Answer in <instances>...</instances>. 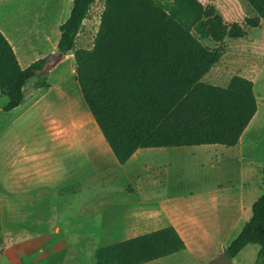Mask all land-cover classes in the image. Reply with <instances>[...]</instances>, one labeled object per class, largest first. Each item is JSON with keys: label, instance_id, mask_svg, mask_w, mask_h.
<instances>
[{"label": "trees", "instance_id": "obj_1", "mask_svg": "<svg viewBox=\"0 0 264 264\" xmlns=\"http://www.w3.org/2000/svg\"><path fill=\"white\" fill-rule=\"evenodd\" d=\"M94 0H72L59 25L57 50L72 51L82 98L120 164L138 148L203 144L234 146L257 110L252 80L232 75L216 85L203 80L221 59L225 38H243L264 20V0H247L255 13L244 23L228 22L215 5L198 0H104L92 48L75 49L76 37ZM48 57L22 68L0 31L2 110L23 103L24 86L48 87L39 72ZM263 190L250 218L224 247L231 258L248 244L259 246L253 264H264ZM186 249L173 226L100 246L94 264H143Z\"/></svg>", "mask_w": 264, "mask_h": 264}, {"label": "crops", "instance_id": "obj_2", "mask_svg": "<svg viewBox=\"0 0 264 264\" xmlns=\"http://www.w3.org/2000/svg\"><path fill=\"white\" fill-rule=\"evenodd\" d=\"M244 2H241L239 6L235 1L228 0V3L226 2L224 7L226 13L228 17L234 18L229 22L242 23L245 17L255 15L248 2ZM69 4L72 5V0H69ZM28 15L27 12H18L17 15L11 17L12 19L7 15L0 21V31L13 47L22 68L40 58L48 57L49 59L50 54L57 50L56 47L49 55L33 58L37 52L34 42L43 43L47 35L43 32V27H38V25L19 27L22 19L28 18ZM59 37L58 26L57 42ZM248 46L253 47V45ZM67 57L68 53L62 61ZM73 65L72 61L71 69ZM50 74L46 80L48 87L34 85L27 92L25 89L27 83L25 84L23 103L8 112L14 114L13 121L25 123L28 119L41 118L39 117L41 111L45 110L47 113L48 95L55 90L56 93L63 91L50 81ZM236 75L247 78L246 74ZM60 80L62 83L66 79L60 77ZM75 84H65V86L74 92ZM254 93L257 110L236 145L226 146L227 149L221 147V144L198 145L207 150L205 155L210 159L213 157L221 159L226 156L230 148H233L234 157L238 163L235 182L220 184V171L215 170L216 164H211V169L205 171L203 182L197 184L196 188L191 189L189 193L183 191L173 197L166 182L170 166L168 155L172 153L173 149L171 148L175 147L138 148L124 164H120L113 155V160H115L113 167L114 170L116 168V171L111 172L108 176L106 169L97 168L95 172H88L90 170L87 168L86 162L89 159L93 156L97 158L102 154L112 153V151L91 113L81 103L80 97L75 96V92V95H72V102L76 104L79 111L70 109V114L65 115L63 119H60V113H52L51 116H47L52 132L58 133L55 136H50L51 150L45 152L42 146L39 148L40 145L29 149L25 146L18 158L9 161L7 170L4 172V186L9 191H15L18 186L23 196L34 191L44 190L57 193L49 201L42 197L45 212L39 213L35 218L41 215L40 217L43 219L33 220L29 213V205H26L25 211L21 210V223L25 222L27 225L42 223L46 226L43 231H31L27 228L28 239H55L52 236L54 233H66L65 230L62 231L61 223L76 224L80 222L81 217H90L92 211L87 206L76 208L71 203L82 202L83 205H88L91 200L89 194L95 189L91 183L100 178L102 185H105L103 195H99L103 199L101 205L105 207L101 216L110 217L111 223L115 225L113 228H104L106 233L108 230L116 231L113 234L117 235V239L125 240L159 228L173 226L186 245L185 250L177 253L192 255V253L203 249V239L208 238L214 232L219 235V242L213 251L211 250V257L207 261L209 262L224 250L225 245L237 235L242 225L250 218L252 204L263 190L264 95L259 94L258 96L255 91ZM67 99L69 102V95H67ZM11 126L9 125L5 132ZM83 145H89L93 147V150L85 151ZM101 160L102 158L96 159L99 164H101ZM116 191H119V195L115 194ZM173 198L180 200L179 203L196 202L201 209L200 213L198 216L191 214L184 218L180 212L173 208ZM85 221L84 218L81 222ZM196 228L199 232H196ZM87 238L89 236L83 235V239ZM250 245L254 247H249ZM256 245H246L234 257L231 264L237 263L241 254L248 250H252L254 254L257 253L259 246L256 247ZM247 248L250 249L246 250Z\"/></svg>", "mask_w": 264, "mask_h": 264}, {"label": "rangeland", "instance_id": "obj_3", "mask_svg": "<svg viewBox=\"0 0 264 264\" xmlns=\"http://www.w3.org/2000/svg\"><path fill=\"white\" fill-rule=\"evenodd\" d=\"M161 1L167 2L169 0ZM198 1L204 6L215 5L226 21L229 22L234 19L228 17L224 8L228 0ZM231 1H235L238 6L241 2H247V0ZM70 7L69 0H0V21L7 15L11 18L17 15L18 12H27L29 14L28 18L22 19L19 27H33L35 25L43 27V32L46 33L47 37L43 40V43L40 41L34 42L37 50L33 56L34 58L49 55L51 51L56 49L58 26L67 18ZM103 8L104 0H94L91 4L77 34L75 49L92 48ZM244 19L242 23L245 22ZM245 28L247 29V35L243 38H225L221 43H215L209 39L201 40L203 44L212 48L219 47L223 51L220 61L211 68L203 80L223 86L232 75L246 74L247 78L252 80L256 94L258 96L259 94L264 95V20H261L260 26L256 28L247 27L246 25ZM248 45H253V47L250 48ZM47 60L50 61V59ZM72 61L74 65L71 69ZM75 67L74 57L72 51H70L67 59L62 61L55 69L46 73L47 79L51 73L50 81L58 85L63 91L56 93L55 90L48 95L49 108L47 113L45 110L39 113L41 118L28 119L25 123L13 121L14 114L2 110L6 97L0 91V264H94L93 253L96 248L121 241L117 239V235L113 234L116 231L110 232L108 230L106 233L103 230L104 228H113L115 225L111 223L110 217L101 216L105 211V207H102L103 199L99 195H103L105 185H102L100 178L91 183L95 189L89 194L91 200L88 205H83L82 202L74 203L70 201L76 208L87 206L92 211V215L81 217L80 222L76 224L61 223L62 231L65 230L66 233H54L52 236L55 239H28L27 228L31 231H43L46 226L42 223H29L28 225L25 222L21 223V210L24 209L23 211H25L26 205H29V213H31L33 220L43 219V217H40L41 215L35 218L39 213L45 212L42 197L49 201L57 193L44 190L34 191L27 196H23L18 186L15 191H9L4 186V172L7 170L9 161L18 158L25 146L29 149L40 145L39 148L42 146L45 152L51 150L50 136H55L58 133L52 132L47 116H51L52 113H60L59 117L63 119L65 115L70 114V109L79 111L76 104L72 102V95H75V92V96L80 97L81 103L88 109L82 99L79 84L74 77ZM60 77L66 80L61 83ZM36 80V77H32L27 81L25 88L27 92L34 86ZM73 83H76L74 92L71 88L69 90L65 86V84L71 85ZM66 94L70 97L69 102ZM9 125H12L11 128L5 132ZM220 146L227 149L225 145ZM83 148L88 152L93 150V147L89 145H83ZM171 149H173L171 150L172 153L168 155L170 166L168 167L166 185L170 187L173 197L183 191L189 193L191 189L196 188L197 184L203 182L205 171L211 169V164H216L215 170L220 171V184H228L236 180L238 163L234 157L233 148H228L226 156L221 159L207 158V155H205L207 150L199 146ZM101 158V164H99L96 159ZM113 159L114 156L111 152L97 156V158L93 156L86 162L87 168L90 170L88 172H95L97 168L106 169L108 176L111 172L116 171V168L114 170L113 167L115 164ZM99 182L100 184H97ZM115 194L119 195V191H116ZM185 200L187 201V199ZM23 201L24 203H22ZM65 201L67 202V200ZM179 201L173 198V208L180 212L184 218L191 214L198 216L201 209L196 202L179 203ZM84 218L86 221L81 222ZM196 232H199L197 228ZM117 233L119 236V230ZM83 235L89 236V238L83 239ZM63 236L66 238H59ZM218 240L219 235L212 232L208 238L203 239V249L192 253V255H187L188 253L186 255L184 253L171 254L145 264H207L212 254L211 250L213 251V248L217 246ZM249 247L254 246L250 245ZM248 249L250 248L246 250ZM255 256L256 253L254 254L252 250H248L241 254L237 263L233 264H253Z\"/></svg>", "mask_w": 264, "mask_h": 264}, {"label": "water", "instance_id": "obj_4", "mask_svg": "<svg viewBox=\"0 0 264 264\" xmlns=\"http://www.w3.org/2000/svg\"><path fill=\"white\" fill-rule=\"evenodd\" d=\"M64 53L56 50L50 54L49 59L45 65L43 66L42 70L39 72L40 75H46L48 71H50L53 67H55L60 61L65 58ZM234 258H231L228 253L223 250L219 255L212 258L207 264H231Z\"/></svg>", "mask_w": 264, "mask_h": 264}, {"label": "bare ground", "instance_id": "obj_5", "mask_svg": "<svg viewBox=\"0 0 264 264\" xmlns=\"http://www.w3.org/2000/svg\"><path fill=\"white\" fill-rule=\"evenodd\" d=\"M69 120H71V119H69Z\"/></svg>", "mask_w": 264, "mask_h": 264}]
</instances>
